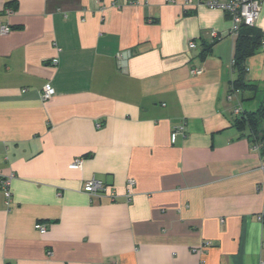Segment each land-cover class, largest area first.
Masks as SVG:
<instances>
[{
    "label": "crops",
    "instance_id": "obj_1",
    "mask_svg": "<svg viewBox=\"0 0 264 264\" xmlns=\"http://www.w3.org/2000/svg\"><path fill=\"white\" fill-rule=\"evenodd\" d=\"M260 1L252 30L264 41ZM2 24L0 173L13 179L8 203L0 191V264L264 261V153L234 125L233 107L247 109L243 90L227 99L236 37L226 12L183 0H0ZM46 85L54 94L42 99ZM91 177L115 199L84 192Z\"/></svg>",
    "mask_w": 264,
    "mask_h": 264
},
{
    "label": "built area",
    "instance_id": "obj_2",
    "mask_svg": "<svg viewBox=\"0 0 264 264\" xmlns=\"http://www.w3.org/2000/svg\"><path fill=\"white\" fill-rule=\"evenodd\" d=\"M174 2V0H170ZM204 4L209 8H218L222 11L226 12L228 16L230 17L231 26L229 28L228 33L234 37L238 35L239 29L241 26H248L252 27L255 24V21L259 15L260 9H261V1L260 0H183V4L185 7H193L198 4ZM117 5V4H116ZM6 13H11L12 9L7 7ZM10 30V26L6 24H2L0 26V33L5 34L8 33ZM208 36H210L212 39H217L220 37L218 33H216L213 30L207 31ZM188 46L190 48H195L196 43L194 40H190L188 42ZM260 50L264 52V41H261L260 44ZM130 56L129 50H123L118 51L115 55L116 62L119 66H122L125 59H127ZM53 63L57 62V59L52 60ZM190 72L192 74H200L201 69L199 68H191ZM238 89L233 88L232 84L230 85V89L227 95V99L231 100L233 99L234 95L237 93ZM54 94V89L51 85H46L41 92L42 99H48ZM241 108L239 105H235L232 109V113L235 116H238L241 113ZM100 124L97 123L96 126H99ZM185 130V122L181 121L180 123L176 124L170 134V139L172 142H174L178 135H183ZM257 147V145H256ZM82 165V158L77 157L75 158L70 164L69 168L72 169H78ZM13 179V174H3L0 173V191H2L6 203L9 202L11 197V190H10V184ZM127 185L129 186V189L126 190L125 198L129 201L131 199V196L133 194L130 187H133L135 185V181L133 178H128L126 180ZM83 191L88 193L91 196H107L111 200L115 199L116 194L114 191L107 192L106 186L104 182L100 179H97L95 177H91L88 180H86L83 184ZM46 229L44 224L38 225V230L40 232H44ZM260 264H264V261H261Z\"/></svg>",
    "mask_w": 264,
    "mask_h": 264
},
{
    "label": "trees",
    "instance_id": "obj_3",
    "mask_svg": "<svg viewBox=\"0 0 264 264\" xmlns=\"http://www.w3.org/2000/svg\"><path fill=\"white\" fill-rule=\"evenodd\" d=\"M244 28V31H241ZM253 26H241L235 39L234 53L232 58V69L235 73L234 79L231 81L233 88L238 90H246V59L260 49L261 35L253 32ZM209 47L201 52L204 54ZM234 125L237 129L243 131L251 143L259 145V151L264 153V97L259 106L252 111L242 110L235 117Z\"/></svg>",
    "mask_w": 264,
    "mask_h": 264
},
{
    "label": "rangeland",
    "instance_id": "obj_4",
    "mask_svg": "<svg viewBox=\"0 0 264 264\" xmlns=\"http://www.w3.org/2000/svg\"><path fill=\"white\" fill-rule=\"evenodd\" d=\"M264 52L257 50L252 54L251 74L253 77L247 81L248 88L244 90L245 101L244 108L248 111L255 110L264 97ZM250 77V76H249Z\"/></svg>",
    "mask_w": 264,
    "mask_h": 264
}]
</instances>
